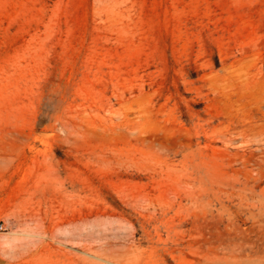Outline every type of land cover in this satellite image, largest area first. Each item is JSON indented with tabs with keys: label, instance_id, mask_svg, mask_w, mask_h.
<instances>
[{
	"label": "rangeland",
	"instance_id": "rangeland-1",
	"mask_svg": "<svg viewBox=\"0 0 264 264\" xmlns=\"http://www.w3.org/2000/svg\"><path fill=\"white\" fill-rule=\"evenodd\" d=\"M0 264H264V0H0Z\"/></svg>",
	"mask_w": 264,
	"mask_h": 264
},
{
	"label": "built area",
	"instance_id": "built-area-1",
	"mask_svg": "<svg viewBox=\"0 0 264 264\" xmlns=\"http://www.w3.org/2000/svg\"><path fill=\"white\" fill-rule=\"evenodd\" d=\"M0 228H2V226H0Z\"/></svg>",
	"mask_w": 264,
	"mask_h": 264
}]
</instances>
